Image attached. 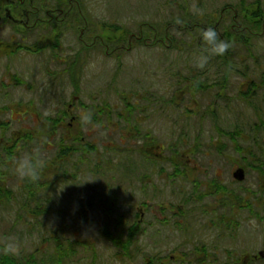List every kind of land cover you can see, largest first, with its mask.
Returning <instances> with one entry per match:
<instances>
[{
  "label": "rangeland",
  "instance_id": "rangeland-1",
  "mask_svg": "<svg viewBox=\"0 0 264 264\" xmlns=\"http://www.w3.org/2000/svg\"><path fill=\"white\" fill-rule=\"evenodd\" d=\"M252 2L260 3L264 9V0H99L93 8L103 22L109 25L114 22L128 31L124 35L116 31V43L128 46L130 32L139 33L143 28L144 41L156 42L158 48L117 50L114 52L116 61L113 53L107 56L103 50L98 57L99 64L85 69L83 101L90 105L99 102L115 105L132 90L145 91L153 82L162 87L158 95L163 105L162 115L156 121L160 129L151 131L161 140L160 147H153L154 153L146 156L137 145H122L112 158L116 169L103 173L96 168L102 159L95 152L79 151L77 158L84 155L95 171H88L84 181L81 177L68 179L67 186L89 189L96 185L94 190L101 194L98 201L107 202L108 196L103 194L114 185L117 232L122 221L126 227L139 223L144 232L133 244V255L126 258L122 247L115 243L110 262L107 254L101 253L103 260L99 264H148L151 261L158 264L159 259H154L156 253L164 258L161 264H244L246 256L264 249V181L256 172L257 164L264 160V153H259L260 149L264 152L260 147L264 146L263 18L255 22L257 25L254 23L252 36L246 32L242 41L234 42L232 53L228 55L230 61L219 39L218 46L208 48L204 42L197 47L195 35L193 41L185 31L176 34L178 48L184 51H170L171 41L175 39L172 33V40L166 34L174 22L184 26L185 23L179 21L181 16L196 11L200 16L209 13L210 19L208 15L207 18L201 16L200 21L204 24L210 21V27L219 31L227 30L235 18L245 24V19L253 12L249 9L242 13L239 9ZM228 9L225 20L220 23L221 11ZM213 24L216 27H212ZM154 28L158 35H154ZM78 37V34L69 35L67 44L76 46ZM33 61L41 60L14 61L18 80L12 76L10 80L4 78L8 66L0 65V116L8 122V130L2 133L6 138L24 123H38V119H43L45 123L54 124L52 118L61 117L59 108L75 91L76 82L71 83L70 71L66 80L56 76L50 79L46 76L59 66L43 68L44 72L35 69L33 73ZM27 68L30 71L25 75L22 70ZM226 73H229L228 80L224 79ZM190 77L210 85L208 90L193 89ZM250 91L255 93L254 99L262 107L260 111L244 102L243 98ZM113 92L115 96L109 94ZM98 93L103 97L97 99ZM170 99H176L172 106ZM164 104H169L171 109L164 108ZM25 105L32 107L34 116L20 114L25 108L21 106ZM227 132H234L233 138ZM255 139L261 145H257ZM60 141L58 134L46 144L38 138L24 146L0 143V240L8 248L22 252L25 259L21 264H62L65 257L61 251L52 258H43L45 251L54 252V247H48V240L56 233L62 234L64 224L72 222L78 213L73 209L76 201L73 208L64 207L67 203L61 190L44 196L45 188H53L49 192L64 188L63 170L59 169ZM97 147L98 154L104 156V147ZM181 151L185 152L180 154ZM47 165L57 166L58 172L46 173ZM239 166L246 168L244 181H237L233 176ZM42 172L44 177H41ZM123 173H127L126 177L132 175V182H122ZM214 180L252 203L244 201L243 207L237 197L219 193V186H212L211 190ZM128 183L134 189H129ZM30 187L37 191L36 198L29 197ZM141 187L143 189L139 190ZM49 197L54 201L46 207L42 203ZM183 198L188 199L181 201ZM94 208L92 219H101L105 211L101 207ZM140 218L144 220L137 222ZM75 219L78 220L76 216ZM157 219L162 222L159 226L153 225ZM254 264H264V258Z\"/></svg>",
  "mask_w": 264,
  "mask_h": 264
},
{
  "label": "flooded vegetation",
  "instance_id": "flooded-vegetation-1",
  "mask_svg": "<svg viewBox=\"0 0 264 264\" xmlns=\"http://www.w3.org/2000/svg\"><path fill=\"white\" fill-rule=\"evenodd\" d=\"M98 3L99 0H0V65L5 64L8 66L4 72V78L9 77L10 80L12 76L14 80H18L16 79L18 70L14 69L15 64L13 63L17 59L18 61H24L29 58L30 61L33 59L41 60L33 61V73H35V69L43 70L46 67L59 66V69L46 77L51 79L52 76L54 78L56 76V78L58 77L63 81L67 79L68 71H70L71 83L74 85L76 82L75 91L70 100L65 101L63 107L59 108V113L63 118L60 119L61 117H59V122L54 124L42 123L38 119V123H24L21 128L12 133L11 137L6 138L2 133L4 130H8V122L4 121L0 116V143L5 145L24 146L33 142L35 138H38L39 142L43 141L46 144V142H51L56 135L60 134L61 136L58 153L60 158L59 165H61L59 169L62 168L63 181H65L64 188H57L51 192L49 190L53 188H45L47 192L44 193V196L49 193L52 195V193H57L61 190V194L65 196L63 199L67 203L64 207L67 209L73 208L75 203L73 201H76L73 209L80 213L75 214L78 220L73 216L72 222L64 224L62 234L56 233V235H52L51 239L48 240V247H54V252L45 251L43 258H52L53 254L56 255L55 253H61L62 251V255L65 256H61V260L63 257L62 264H99V261L103 260V253L107 254L108 262H110L109 260L113 256V246L118 240L124 242L123 252L125 257L127 258L131 254V225L126 227L123 221V226L126 227V230L119 226L117 232L114 221L116 203L112 193L116 187L110 185L109 191L103 194L108 196L109 201L99 202L101 194L98 190H94V188L97 189L94 187L96 185L88 187L89 189L74 185L67 186L68 179L81 177V180L84 181L88 171L92 173L95 171L91 168L89 159L84 158V155L81 158H77L79 151L95 152L96 156L102 159V162H99L96 168L99 171L103 170L102 172L105 173L116 169L112 158L115 157V150L118 147L122 145H137L139 151L144 154L143 147H145L144 150L150 148L148 152H153V147H160L161 142L158 135L151 132L160 129L159 123L156 122L163 111L162 100L160 95H158L161 92L160 89H162L160 83L153 84L151 82L150 87L145 91L141 89L132 90L128 96H123V100L121 98L118 99L115 102L116 106L110 103L101 105V102L93 106L83 101L82 84L85 69L99 64L98 57H100L99 55L103 50L107 56L113 53L112 57L115 58L114 52L117 50H131L134 47H139L141 50V48L156 47L158 44L144 41L146 38L143 39V37L146 36H144L143 28H140L139 33H137L138 31L130 32L128 46L116 43V31L120 35L128 34V31L121 26L115 25L114 22L109 25L107 22L100 20L97 15L99 13L93 10ZM229 10L221 11L220 23L225 20V14ZM207 15L210 19L209 13H202L201 16L207 18ZM235 15L236 17L239 15L236 10ZM197 16L201 20L199 12ZM200 20L191 22V26L184 25L183 27L174 22L166 33L169 35L172 30L180 32L186 29L190 33L199 31L197 47L203 46L205 42V47L209 48V46L215 47L219 45L215 36L217 31L222 40L221 48L228 49L223 30L212 29L210 27L211 23L206 25L207 22L204 24ZM235 24L238 27H235ZM231 26L232 30L239 35H242L245 31L243 23L239 20L237 21V18L234 19ZM212 27L216 26L213 24ZM250 32L253 31L250 30ZM153 33L158 35V30L154 28ZM76 34L79 35L78 42L76 46L70 47L67 44L68 36ZM168 38L172 40L171 36H168ZM120 39L122 38L120 37ZM170 46H173L172 42ZM114 61H116V58ZM68 66L70 70H67ZM16 67L18 69V66ZM30 67L28 66V68ZM28 68L22 70L25 75L30 71ZM109 94L116 95L114 92ZM102 97L99 93L96 95L97 99ZM151 100L154 103H151ZM22 107L25 108L20 114H32L31 111L33 109L31 106L25 105ZM0 115H2L1 108ZM32 115L34 116L35 114ZM40 131L44 132V134L41 133L44 140ZM97 146L104 147V156L98 154L99 148ZM55 161L58 162V157L55 158ZM59 169L55 165H47L44 171L46 173H57ZM44 176L45 173L42 172L41 177ZM120 176H122V179L125 178L122 182H132L133 180L132 175L126 177L127 173H123ZM79 182L80 180L77 184ZM118 187L120 188V186ZM128 188L134 189V186L128 183ZM142 189L143 187L139 190ZM30 190L32 191L29 192V197L36 198L38 194L35 188L30 187ZM52 201L54 200L49 197L42 204L47 207ZM23 204L24 206L25 204L28 205V203ZM96 206L101 207L105 211L101 219H92V216H95L94 207ZM141 220L143 221L144 219L140 218L139 222ZM158 221L160 220L157 219L153 225L157 224L159 226L162 222ZM67 231L71 234H68ZM261 253L263 254L261 255ZM156 257L159 258L158 253H156ZM260 258H264V249L251 256H246L244 264H254ZM24 259L25 256H22V252H16L8 248L0 240V264H21Z\"/></svg>",
  "mask_w": 264,
  "mask_h": 264
},
{
  "label": "trees",
  "instance_id": "trees-1",
  "mask_svg": "<svg viewBox=\"0 0 264 264\" xmlns=\"http://www.w3.org/2000/svg\"><path fill=\"white\" fill-rule=\"evenodd\" d=\"M244 4V3H243ZM249 9H250V11H252L253 12V15H249V17L247 18V19H245V24H243L244 25V28H245V31L242 33V35H239L238 33H236V32H234L233 30H232V28H231V26L229 25L228 27V29L227 30H223V35L225 36V38H226V41H227V44H228V49H226L225 51H224V53H225V55H227V58H228V55L229 54H231L232 53V51H231V49H232V46L233 45H235L234 44V42H238L239 40L240 41H242V37L243 36H245L246 35V32H248L249 34H247V35H250V36H252L253 35V32H250V30L251 31H253V27H254V23L255 22H257V21H261V19H262V24H264V9H263V7L260 5V3H251V5H244V6H242V8H240L239 10H241L242 11V13H246V12H248L249 11ZM197 11L196 12H192V13H190V14H188L187 16L186 15H183V17L181 16L180 17V20L179 21H182L183 23H185L186 25H189V26H191L192 24H191V22H193V21H199L200 19L198 18V16H197ZM181 15V14H180ZM176 17V16H175ZM175 17H173V18H175ZM172 20L173 19H171V22H172ZM211 21H213V19H211ZM260 23V24H261ZM181 24V23H180ZM184 24V25H185ZM210 24V21L209 22H207L206 23V25H209ZM258 23H255V25H257ZM263 26V25H262ZM181 27H183V26H181ZM264 27V26H263ZM262 27V28H263ZM250 30H249V29ZM175 31V30H174ZM185 31H187V33H185L186 34V36L187 37H191L192 38V40L194 41L195 40V37L197 38V36L199 37V31H197V32H189L187 29L185 30ZM185 31H180V32H178V30H176L175 32H172L171 31V33H172V35L174 36V39L175 40H173V41H171L172 43H173V46H171V49H170V51H184L183 49H179L178 48V33L180 34V33H184ZM263 31H264V28H263ZM218 32H215V36H216V38H217V41H218V39H219V41H222L221 40V38H219V36H218V34H217ZM252 35H251V34ZM167 34V33H166ZM177 34V35H176ZM194 35H195V37H194ZM169 36H171V34L169 33ZM171 38H172V36H171ZM198 40H199V38H197V43H198ZM197 43L196 44H194V45H197ZM168 49V48H167ZM193 51V53L194 52H196L195 50H192ZM201 51V50H200ZM180 53H183V52H180ZM221 60H222V58H221ZM227 61H230V58H228V60ZM228 75H229V73H226V76L224 77V79H226V80H228L229 79V77H228ZM189 79H191L189 82L191 83V85H192V88L193 89H196V90H204V91H207L208 90V88H209V86L210 85H208V84H206L205 82H203V81H201V80H198V78H195V79H193L192 80V78L190 77ZM263 82H264V79H263ZM224 85H222V87H223ZM201 87V88H200ZM248 96H246V98H243V100H244V102L245 103H247V106L248 107H250V108H253L254 110H256V111H260L261 110V106H260V104L258 103H256V100L254 99L255 98V93L253 92L252 93V91H250L249 93H246ZM173 98H177V97H173ZM167 102H169V101H167ZM176 102V99H170V103L169 104H171V106L174 104ZM169 104H164V108H170L171 106H169ZM92 105H94V104H92ZM107 105V104H106ZM171 109V108H170ZM53 120H55V122L57 121V122H59L60 121V119H63L62 117L59 119H55V118H52ZM40 122H45V121H43V119H41V121ZM262 123H263V126H264V119L262 118ZM256 126H259L258 125V123L256 124ZM260 127V129H261V126H259ZM262 130V129H261ZM227 134L228 135H230V136H232V138H233V135L235 134L234 132H227ZM254 141H258V139H255ZM255 143V142H254ZM165 145H166V143H165ZM257 145H261V144H259L258 142H257ZM253 146V148H254V145H252ZM260 147H263V149H264V146L262 145V146H260ZM252 148V149H253ZM86 150V149H85ZM86 151H89V150H86ZM144 151V153H145V155L147 156V155H149V152L147 151V150H143ZM190 151V150H189ZM182 152H185V151H181V153L180 154H182ZM259 153H264L261 149H260V152ZM258 154V153H257ZM256 155V154H255ZM15 156V155H14ZM13 156V157H14ZM257 156V155H256ZM264 157V156H263ZM256 172H257V174H258V177L262 180V181H264V160H261L260 161V164H257V166H256ZM122 177V176H121ZM132 177V176H131ZM136 176H134V178H135ZM133 179V178H132ZM124 180V179H123ZM211 186V190L213 189V187L212 186H219V193H225V192H227V195L229 196V197H231V196H235V197H237V199L240 201V206H245V204L243 203L244 201H246L247 203H252L250 200H246V198H242V196H241V194H239V193H237L236 191H234V190H231L230 188H227L225 185H223L221 182H218L217 180H214L213 181V183L210 185ZM224 195H226V194H224ZM227 195H226V197H227ZM188 198H183V200L181 199V201H185V200H187ZM42 214H44V212H41ZM137 222H139V221H137ZM140 225H139V223H134L133 225H131V237H132V240H131V249H132V247H133V244L139 239V235H141V234H143L144 232L142 231V229L139 227ZM121 227H122V229H125L126 230V227H124L123 226V221L121 222ZM123 233V232H122ZM117 244V246L119 245L120 247H122V249L124 250V242L121 240V241H119L118 240V242L116 243ZM205 247V246H204ZM131 254H132V252H131ZM133 255V254H132ZM208 257V256H207ZM154 259H159V261H158V263H163L164 262V258L163 257H161V256H159V258L158 257H154ZM148 264H152V261L150 262V263H148Z\"/></svg>",
  "mask_w": 264,
  "mask_h": 264
},
{
  "label": "water",
  "instance_id": "water-1",
  "mask_svg": "<svg viewBox=\"0 0 264 264\" xmlns=\"http://www.w3.org/2000/svg\"><path fill=\"white\" fill-rule=\"evenodd\" d=\"M234 176L237 180L239 181H243L246 177V171L244 168L239 167L235 172H234ZM263 254V253H261Z\"/></svg>",
  "mask_w": 264,
  "mask_h": 264
}]
</instances>
